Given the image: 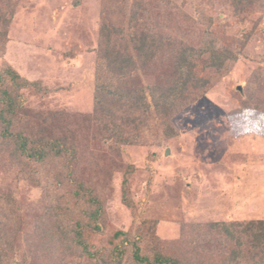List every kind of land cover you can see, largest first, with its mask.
<instances>
[{"label":"trees","instance_id":"trees-1","mask_svg":"<svg viewBox=\"0 0 264 264\" xmlns=\"http://www.w3.org/2000/svg\"><path fill=\"white\" fill-rule=\"evenodd\" d=\"M211 1L196 0L193 17L175 0H104L89 114L31 109L26 92L42 97L49 88L11 66L1 69L0 151L48 190L51 219L40 217L28 236L31 221L11 192L0 188V264H264V219L191 224L185 252L195 259L149 247L143 231L107 227L102 195L114 169L108 165L116 162L113 151L149 143L151 130L172 136L173 116L205 96L212 76L238 59L230 44L206 36L213 33ZM226 1L243 21L254 8L264 13V0ZM11 2L0 0L4 38ZM249 35L242 34L243 46ZM253 93L244 99L254 100ZM86 129L97 136L82 138ZM86 148L90 156H84ZM128 183L126 177L122 194L131 208Z\"/></svg>","mask_w":264,"mask_h":264},{"label":"rangeland","instance_id":"rangeland-1","mask_svg":"<svg viewBox=\"0 0 264 264\" xmlns=\"http://www.w3.org/2000/svg\"><path fill=\"white\" fill-rule=\"evenodd\" d=\"M175 1L186 14L198 15L196 0ZM211 2L213 33L205 35L230 44L238 59L212 76L205 96L173 116L172 136L151 130L149 143L113 151L116 162L108 165L114 169L102 195L107 227L143 231L149 247L189 258L194 255L186 254L184 238L192 239L191 224L264 219V13L254 8L243 21L226 0ZM103 4L12 0L5 10L9 25L7 37L0 34V71L11 66L49 88L42 97L26 92L31 109L94 111ZM245 32L250 35L243 46ZM247 93L254 100H245ZM91 135L97 133L86 129L79 138L91 140ZM87 148L84 156H90ZM5 158L0 151V188L11 192L19 212L31 221V236L34 222L51 219L44 200L48 190ZM126 177L131 208L123 201Z\"/></svg>","mask_w":264,"mask_h":264}]
</instances>
